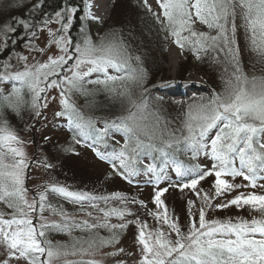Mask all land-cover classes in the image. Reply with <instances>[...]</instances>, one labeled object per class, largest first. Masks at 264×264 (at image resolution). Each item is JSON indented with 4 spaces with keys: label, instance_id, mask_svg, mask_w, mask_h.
I'll list each match as a JSON object with an SVG mask.
<instances>
[{
    "label": "snow or ice",
    "instance_id": "obj_1",
    "mask_svg": "<svg viewBox=\"0 0 264 264\" xmlns=\"http://www.w3.org/2000/svg\"><path fill=\"white\" fill-rule=\"evenodd\" d=\"M159 6L163 10L164 30L170 33L180 48L196 53L198 59L211 50L215 54L213 59L218 60L222 55L225 65L222 90L213 92L206 100L190 104L180 129L173 131L166 123L162 125L145 96L132 99L131 86L142 87L146 74L140 64V57L132 55L121 35L113 33L101 37L98 42H94L87 34L79 42L64 35L72 27L77 12L75 7L67 8L63 14L58 12L56 15L61 24L58 30L60 34L57 36L51 31L49 33L53 36L52 43L60 49L59 56L32 65L27 64V58L23 57L25 63L15 71L10 64L0 66V82H12L11 91L7 95L0 91V110L12 109L18 112L25 103L24 96L31 94V106L39 115V108L47 106L46 103L41 104V93L57 87L61 89V103L64 106V111L58 115H67L74 126L91 140L92 145L104 144L107 148L112 132L125 135V143L118 150L115 147L107 152L97 150V155L112 161L114 169L118 162L121 174L126 179L141 170L138 165L142 157L148 156L153 163L143 170L155 173L157 181L164 178L161 173L165 169L173 167L181 177L197 174L190 183L183 185L185 188L195 189L200 180L213 174L216 177V195L240 187L225 179L228 176H240L249 181L251 187L264 188V184H258V181L264 180V75L249 77L241 67L235 23L239 10L249 46L264 60V0H160ZM86 7L90 9L91 5ZM88 15L96 19L90 11ZM193 16L213 30L215 35L194 30ZM156 19L159 22L161 17L157 15ZM69 61L72 63L69 64ZM110 69L117 74H110ZM92 73H102L103 79L86 80ZM86 83L103 84L109 92L127 96L129 107L126 113L106 123L103 129H97L70 99V93L74 90L86 94ZM43 99L46 101L47 97ZM22 145L23 141L8 122L0 120V202L13 210L10 218H5L6 214L0 211V245L7 252L0 264H11L13 260H24L26 264H54L60 256L69 255V249L72 255H94L103 246L116 242L117 235L113 230H122L126 224H111L109 219L112 216L123 219L126 214H130L126 207V197L120 194L95 196L52 185L37 193L30 202L27 198L28 190L24 186L28 164ZM187 152H191L192 159L201 153L211 157L214 161L212 168L205 171L199 165H186L178 154ZM49 190L74 204H80L81 211L87 202L89 207L102 213L103 218L96 217L95 222H77L60 208L54 211L63 217V223L45 222L37 228L32 213H39L40 219H43ZM164 191L167 189L156 193L157 205H163L160 197ZM113 199L125 203L122 207L99 206L100 203L108 205ZM203 199L208 202L210 198L204 194ZM230 205H248L259 211L260 217L235 223L231 220L207 221L201 209L198 222L193 218L186 233L181 232L176 223L169 224L171 232L176 234L175 240L171 238V232L146 230V223L141 224L137 237L141 246L138 264H264V194H241L216 207L225 208ZM47 207L52 206L47 204ZM86 214L93 215L91 211ZM162 219L168 221L166 208ZM48 228L69 234L73 229H79L89 235L86 238H75L70 246L53 244L46 237L45 229ZM100 228L112 232L111 237L100 236L96 231ZM67 264L102 262L78 260Z\"/></svg>",
    "mask_w": 264,
    "mask_h": 264
},
{
    "label": "rangeland",
    "instance_id": "obj_2",
    "mask_svg": "<svg viewBox=\"0 0 264 264\" xmlns=\"http://www.w3.org/2000/svg\"><path fill=\"white\" fill-rule=\"evenodd\" d=\"M44 0H0V66L4 64H10L12 70L21 69L25 61L23 57L27 58V64L32 65L37 62L43 63L48 60L49 57L59 56L60 49L52 43L53 36L50 35V31L57 36L60 34L59 29L61 24L58 22L57 13H64V9L61 8L55 12L53 9L51 15L40 18L36 21L32 16L31 8H39ZM86 5L89 4V0H82ZM117 0H113L110 13L104 19H92L88 12L92 10L85 6L83 18L79 17V23L77 24V31L84 28L88 33V36L94 42H98L101 37L113 34L109 33V30H115L122 22V17L126 21L129 30L126 35L122 36L124 42L128 46L133 56L140 57V64L145 71V79L142 87L131 86L132 99H138L141 95L145 96L149 102L150 108L157 114L161 124H167L170 130H177L182 127L185 114L188 111L190 104L194 103L193 99L201 100L208 99L213 95V92H220L223 88V79L226 75L225 65L223 63V57L214 60L215 55L211 50L207 54L200 55L197 58L196 53H190L185 51V48H180L175 42L174 38L170 34H159L155 44H148L146 46L141 42L132 31L130 27L131 21L135 19L133 13H139L136 18L139 20L147 21L149 16H152L155 20L159 15L161 24H164V18L162 16V9L159 6L160 0H123V6L116 7L117 10L114 13ZM127 6V7H126ZM151 9V10H149ZM34 10V9H33ZM43 12V11H40ZM121 14V15H120ZM48 15V14H47ZM46 16V17H45ZM117 16L120 20L117 19ZM31 17V18H30ZM76 16L74 15V19ZM30 18V19H29ZM72 21V27L66 36H71L73 31L74 20ZM77 20V19H76ZM85 21V26H82V22ZM193 28L199 32H211L215 35L213 30H210L206 24L201 23L195 16H193ZM81 22V23H80ZM237 26V43L239 45V60L244 72L251 77L252 75L262 76L264 75V69L258 68V65L254 60H250L251 63L247 65L251 50L249 49V41L246 36L245 28L243 27V20L239 15L236 18ZM9 28L14 30H9ZM187 35V33H185ZM80 41L79 39H77ZM12 45L7 47L8 45ZM135 43V44H134ZM161 44V47H160ZM151 46V47H149ZM158 47V48H157ZM172 47H176L181 51L176 65L173 68L168 66L171 60L169 51ZM11 48V49H10ZM206 59V60H205ZM157 63H155V61ZM154 61V63H153ZM72 61H69L71 64ZM135 64L136 62L133 61ZM221 65V66H220ZM2 70V68H0ZM211 71V72H210ZM231 68H229V72ZM110 74L116 75L114 70H109ZM153 72V75L151 73ZM86 80L103 79L102 73H92L91 76L86 77ZM97 84H85L84 88L87 90L86 94L79 91H72L70 93L71 102L83 113H86L87 118L91 119L94 126L97 129H101L106 123H111L116 120L122 114H125L129 101L127 96H119L120 100L117 105L124 104L123 109L112 115V117L105 118L99 113L100 108L97 105L89 104V94L93 93L94 87ZM12 88V82L4 81L0 82V91L7 95ZM103 88L105 86L103 85ZM146 90V91H145ZM61 89L57 87L50 88L46 93H41V104L46 103V107L39 108V115L37 110L31 106V94L24 96L25 103L17 112L18 117H21L26 124H29L28 130L25 131L18 129L14 130L20 140L23 141V150L26 155L28 167L25 170L24 186L28 190L27 198L31 202L33 198L37 196V193L45 191L46 188H50L52 185L66 187H74L70 183L57 184L56 170L52 168L51 164L53 160L58 158L57 154L65 155L68 161H72L74 165H79L85 169L87 174L80 176V184L82 186L92 179H98L101 183L98 185V190L101 193L106 188L107 196L113 194H120L126 197V207L130 214H126L123 219L116 216H112L109 219L111 224H126L124 229L113 230L117 235V241L103 246L94 255L71 254L69 249V255L60 256L54 261V264H67L70 261L78 260H98L102 264H118L123 261L124 264H138L141 258V246L137 242V237L140 231V225H147L146 230L160 229L165 233L171 232L169 224L176 223L181 232L186 233L191 221L195 218L198 222L200 210L205 212V218L207 221L219 220L228 221L233 223L239 220H252L253 218H259L260 212L252 209L248 205L237 207L230 205L225 208H218L217 205L226 204L236 196L250 193L264 194V188L250 186V182L244 180L243 177L231 176L225 177L230 183L240 185V187L233 188L231 191H226L221 195H216L215 190V175L205 176L200 180L195 189L191 187H183L185 183L190 181H181L175 175L173 167L168 168L167 173L163 172L161 175L163 179L157 181L155 173L139 171L135 176L130 179H125L115 174L113 168L105 163V159H101L100 156L83 143L85 141L89 143L91 140L87 139L80 129H77L74 124L69 120L67 115H58V113L64 111V106L61 103ZM46 96V101L43 97ZM93 99V98H91ZM121 108V107H120ZM28 109L29 111H23ZM26 116V117H23ZM0 120L2 118V110H0ZM28 120V121H27ZM31 120V121H29ZM112 135L116 140H119L120 145H124L125 140L121 141L124 135L121 132H112ZM214 135V133H213ZM79 141V142H77ZM16 146V145H14ZM116 148V146H114ZM119 148L117 147V150ZM197 164L200 169L203 166H207L208 169L212 168L214 161L209 156H205L201 153L197 159ZM202 164V165H201ZM238 164V162H237ZM143 167L147 166V163L142 157L141 163ZM118 170L119 168L117 162ZM194 174V173H192ZM190 174V175H192ZM168 175V179L167 178ZM189 175V176H190ZM186 176V175H185ZM185 182V183H182ZM258 184H264V180L258 181ZM245 185H249L245 187ZM101 186H103L101 188ZM68 190L70 188L66 187ZM167 189L161 195L163 205H157L155 203V195L158 191ZM76 192V191H75ZM200 195H197V193ZM204 194H207L210 198L208 202L203 199ZM51 196L63 197L59 194L53 193L50 190L47 193V201L45 210L42 213L43 219H40V214L33 212V223L39 228L41 223H63V217L54 211L63 208L73 219L77 222L82 220H89V222H95L96 217L103 218V214L89 207L87 202L83 211H72L65 205L56 206L51 201ZM104 196V195H100ZM142 202V203H141ZM191 202V204H190ZM120 200H110L108 205L100 203V207H122ZM47 204H51V208L47 207ZM80 205V204H78ZM208 206L211 207L208 212ZM90 210H88L89 208ZM165 208L167 210L168 221H163ZM208 209V210H207ZM0 211H3L6 216L10 218L12 209L8 208L4 202H0ZM79 211V212H78ZM91 211L92 216H88L86 213ZM159 215V219H158ZM79 229H73L69 234L66 231H58L53 228L45 229L47 239L51 240L53 244L71 245L74 237V232ZM99 235L105 238H110L112 232L106 228H100L98 230ZM86 234H88L86 232ZM89 235V234H88ZM87 237V236H83ZM80 238V237H79ZM171 238L176 239L175 232H171ZM72 239V240H71ZM123 249L122 252L119 250ZM112 253H117L112 255ZM7 252L4 246L0 245V260L5 259ZM11 264H26V261L13 260Z\"/></svg>",
    "mask_w": 264,
    "mask_h": 264
},
{
    "label": "trees",
    "instance_id": "obj_3",
    "mask_svg": "<svg viewBox=\"0 0 264 264\" xmlns=\"http://www.w3.org/2000/svg\"><path fill=\"white\" fill-rule=\"evenodd\" d=\"M124 2L125 1H123V0H117L116 1V4L114 5L115 8L113 9L114 13L117 10L116 7H119L120 5L123 6ZM69 7H75L77 9V12L74 14L76 16L75 18L77 20L74 19L75 20L74 24L76 21H78V22L74 25L75 27L73 28V31H71V36H72V39L74 42H79L77 39L81 40L85 34L88 35V33L86 32V30L84 28H81L79 31H77L78 29L76 28L79 21H81V20H79V17L83 18L82 11H84L85 3L82 0H44L43 3L41 4V7L31 8L30 10H31L32 16H34V20L36 19V21H37L39 19V17L40 18L44 17L43 15H46L49 17V15H51V12L53 9L56 12L57 10H59L61 8L66 10ZM40 11H43V12H40ZM138 14L139 13H133V16L135 15L134 20L129 18V20L131 21L130 27L133 29L132 31L135 33V36L141 42H143V44H145L146 46H148V44H155L156 45V39L159 37V34H162L164 36H165V34L166 35L170 34L164 30V26H163L164 24H161L160 22L155 20L152 16H149L147 18V21H144V20L141 21L138 18H136V16ZM117 19L120 20L118 16H117ZM85 21L86 20H84L82 22V26H85ZM121 21L122 22H120L119 26L117 28H115V30H113V29L109 30V33L112 32V33L119 34L121 36H125L127 33L126 31L129 30L128 27H125V25H127L128 22L126 23V21L124 20L123 17H122ZM11 45H12V43L10 45H8L7 47H10ZM149 47H151V46H149ZM160 47H161V44H160ZM249 49L251 50V48H249ZM185 51L192 53L187 48H185ZM250 52H251V54L249 55L250 57L248 59L247 65L249 66L251 64V63H249L250 60H254V62L257 63L258 68L260 67V68L264 69V60H261L260 57L255 52H253L252 50ZM154 61H155V63H157L156 60H154ZM154 61H153V63H154ZM152 75H153V72L151 73L150 76H152ZM93 87L95 89H94V91H92L93 93L89 94L90 100H89V104H87V106L91 105V104L97 105V106L99 105L98 106L100 108L99 113L102 114L103 116H105L106 119H108V117H112V115L118 113L119 109H120V111L123 109L124 104L117 105L121 96L119 97L117 94L109 92L106 88H103V84H97ZM91 98H93V99H91ZM193 101H198V100L195 98V99H193ZM78 109H79V107H78ZM23 111L26 112L29 110L26 109V110H22V112ZM19 113H17L16 111H13L12 109H3L2 110V118L8 122V124L10 125V127L13 130L21 129V130L25 131L27 129V131L30 132V130H28L29 124H26L25 121H23V119L21 117H18L17 114H19ZM26 114H27V112H26ZM83 114L86 116V113L84 111H83ZM23 117H26V116H23ZM86 117H88V116H86ZM29 121H31V120H29ZM104 127H102L101 129H103ZM123 140H126L125 135L122 136L121 141H123ZM83 144L86 147H88L89 149L93 150L95 152V154H97V150L100 152H107V151H111L114 146H116V148L122 147V145H120V143H119V140H116L115 137L112 135V133H111L110 139L108 140V147L107 148H105L104 144L92 145L91 141L89 143H87L85 141V143H83ZM57 156H58V158L55 157V159L53 160V163L51 164L52 168H54L56 170L55 172L57 174V184L61 185V184L66 182V183H70L71 185L74 186V187L66 186L73 191L90 193V194L95 195V196H100L101 194L104 196H107V193H106L107 191H106L105 187L101 186V188L103 187V189H105L103 191V193L100 192L102 190H98V185H100V183H101L98 179H92L90 182H88L82 186V184H80V179L82 180V178H80V176L82 174H83V176L88 175L86 170L81 168L79 165H74V163H72V161H68L65 158V155L57 154ZM178 157L186 165H198L196 162L197 157L195 159H192L191 152L180 153V154H178ZM143 158H144V161L147 163V165L153 163V160L151 159V157L144 156ZM105 163L113 168V162L112 161L105 159ZM156 163L159 166V162L156 161ZM138 167L141 169L142 172L144 171L143 166L138 165ZM168 168H170V167H168ZM168 168L165 169V171H164L165 173H167V171L169 170ZM113 170H114L115 174L119 175L121 178L122 177L125 178V176L121 174L122 171H120L116 168L115 169L113 168ZM201 170L206 171V170H208V167L204 165ZM175 175H176V177L181 179V181H187L188 182L192 178H195V176L197 174L194 173L190 176L186 175L183 177L178 176L177 173H175ZM166 179H168V175H167ZM182 183H185V182H182ZM50 199H51L52 203L55 204L56 206L65 205L67 208L71 209L72 211H76V210L81 211V205L74 204V203L70 202L69 200L65 199L64 197L51 196ZM90 209L91 208H89L88 210H90ZM208 209L207 210L209 212L211 207L209 208V206H208ZM83 236H88V234H86V232H82L81 230H77L74 232V237L72 239L83 237Z\"/></svg>",
    "mask_w": 264,
    "mask_h": 264
},
{
    "label": "bare ground",
    "instance_id": "obj_4",
    "mask_svg": "<svg viewBox=\"0 0 264 264\" xmlns=\"http://www.w3.org/2000/svg\"><path fill=\"white\" fill-rule=\"evenodd\" d=\"M89 4L91 5V9L97 10L100 9V16H97L93 13L94 17L105 18L110 13L113 0H89ZM171 60L168 63L170 68H173L176 65L179 57L181 56V51L177 50L176 47H172L169 51Z\"/></svg>",
    "mask_w": 264,
    "mask_h": 264
}]
</instances>
